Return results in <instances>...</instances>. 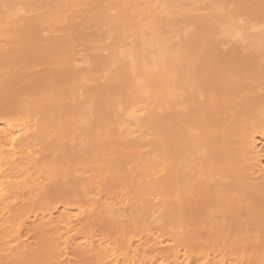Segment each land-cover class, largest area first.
<instances>
[{
  "label": "bare ground",
  "instance_id": "6f19581e",
  "mask_svg": "<svg viewBox=\"0 0 264 264\" xmlns=\"http://www.w3.org/2000/svg\"><path fill=\"white\" fill-rule=\"evenodd\" d=\"M261 62L264 0H0L1 264H264Z\"/></svg>",
  "mask_w": 264,
  "mask_h": 264
},
{
  "label": "rangeland",
  "instance_id": "374dc122",
  "mask_svg": "<svg viewBox=\"0 0 264 264\" xmlns=\"http://www.w3.org/2000/svg\"><path fill=\"white\" fill-rule=\"evenodd\" d=\"M234 39H235V40H234ZM234 39H233L232 41L229 40L231 43H229V41H228V43H227L228 46H229V44H230V46H231L232 44H234V41L237 40L236 42H238V44H239V47H238V48H242V47H244V46H242V43H239L240 41H238V39H236V38H234ZM243 43H244V42H243ZM240 44H241V45H240ZM244 44H245V43H244ZM244 44H243V45H244ZM241 46H242V47H241ZM238 48H237V49H238ZM238 50L240 51V49H238ZM242 50H243V49H242ZM242 50H241V51H242ZM244 51H246V50H243V51L241 52L242 55H243V53L245 54ZM243 56H244V55H243ZM243 56H242V57H243ZM242 57L240 58V60L237 61L238 63H239V62H242V63L247 62L246 64H250V65H252V66H255V64H256V65L258 64L257 60H252V59H251L250 61H248L247 58H245V57L242 58ZM241 60H242V61H241ZM255 62H256V63H255ZM262 63H264V62H261V64H262ZM230 70H231V69H230ZM230 70H229V72H226V75H225V73H223V74H222L223 77H220L219 80H222L224 77H227V76L229 75L230 72H235V73H237L236 70H233V71H230ZM253 70H255L254 67L251 68V69H249L248 72H249V71H253ZM209 73H213V72H209ZM209 73L206 74V75L208 76V78L206 77L207 79H209V78L211 79V75H213L212 77H214V74H210V76H209ZM227 73H228V75H227ZM235 73H234V74H235ZM206 75H205V76H206ZM248 75H249V74L247 73V74H242L241 76L246 78V77H248ZM203 76H204V75H203ZM203 76H200V79L204 80V79H205V76H204V77H203ZM230 76H231V75H230ZM217 77H218V76H217ZM231 77H233V76H231ZM231 77H229V78L231 79ZM242 77H240V79H241V80H242V79L245 80V78H242ZM203 78H204V79H203ZM233 78H235V77H233ZM210 79H209V81H210ZM235 79H237V78H235ZM240 79H237V81H240ZM247 79H248V78H247ZM232 80H233V79H232ZM1 263H2V260H1L0 264H1ZM3 263H4V264H13V263H14V264H17V263H15V261H14V262H11L10 260H7V259H6V260H3Z\"/></svg>",
  "mask_w": 264,
  "mask_h": 264
}]
</instances>
